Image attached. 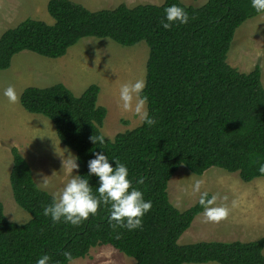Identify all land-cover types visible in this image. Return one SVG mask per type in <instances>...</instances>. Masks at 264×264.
I'll return each mask as SVG.
<instances>
[{
  "label": "trees",
  "instance_id": "obj_1",
  "mask_svg": "<svg viewBox=\"0 0 264 264\" xmlns=\"http://www.w3.org/2000/svg\"><path fill=\"white\" fill-rule=\"evenodd\" d=\"M171 4L184 8L189 20L166 30L160 22ZM46 9L52 24L27 17L0 34V70L20 51L57 58L87 36L107 37L123 46L144 41L148 46L141 95L147 97V112L155 121L151 126L142 122L112 140L106 138L104 145L94 144L90 137L101 133L106 114L96 106V84L79 96L62 83L27 86L20 103L53 123L59 141L75 152L77 174L87 176L88 160L94 152H104L110 163L115 159L126 165L133 187L151 201V208L142 217V229L132 231L113 228L107 206L98 207L79 226L53 224L42 215L50 194L37 187L29 164L13 146L9 183L15 202L30 219L21 224L7 220L0 202V264H35L44 253L50 257L48 264H68L65 251L72 260L103 244L132 257L135 264H264V234L248 242L178 243L203 209L197 201L180 211L166 191L180 165L196 175L210 167L238 172L244 182L264 176L259 172L264 163L260 67L244 73L226 62L236 28L259 14L251 0H206L198 7L180 0L132 7L120 3L95 11L71 0H48ZM140 176L144 182L136 184ZM87 178L95 193L96 176Z\"/></svg>",
  "mask_w": 264,
  "mask_h": 264
},
{
  "label": "rangeland",
  "instance_id": "obj_2",
  "mask_svg": "<svg viewBox=\"0 0 264 264\" xmlns=\"http://www.w3.org/2000/svg\"><path fill=\"white\" fill-rule=\"evenodd\" d=\"M47 1L0 0V34L27 17L52 24L53 19L46 10ZM72 1H85L81 5L89 10L114 8L118 5L114 3H120L119 0H112L111 3L91 5L106 0ZM121 1L128 7L147 3L159 5L163 2ZM180 1L186 6L198 7L206 0ZM62 57L58 62V58L43 57L23 50L13 55L9 68L0 71V202L6 219L17 224L28 221L30 214L12 196L8 180L12 165L11 147L18 149L29 164L36 184L49 194L67 182L70 178L68 168L71 161L76 160L75 152L53 137L54 130L49 119L40 114L28 113L21 107L19 96L26 86L47 87L62 83L73 95L79 96L86 87L96 84L99 87L97 102L106 109L100 131L111 140L117 133L142 123L131 111L123 112L117 101L122 83L138 78L145 81L148 46L144 41L123 46L107 37L87 36L70 46ZM226 62L244 73L258 64L260 81L264 87V13L246 19L236 28L226 54ZM58 63L64 67L59 68ZM9 85L18 94V102L15 104H10L2 95L3 89ZM29 115L40 116L48 122L38 118L30 120L27 118ZM22 134L25 135L21 138ZM73 174H77V169L73 170ZM196 180L201 181V192L217 195L216 205L226 207L228 214L219 222H205L203 211L197 214L179 237L180 244L255 240L264 234V176L244 182L238 172L210 167L196 175L180 165L169 178L166 188L168 199L176 209L183 211L198 201L199 192L193 193L191 190ZM68 264H135V261L112 246L103 244L91 247L87 255L74 258Z\"/></svg>",
  "mask_w": 264,
  "mask_h": 264
},
{
  "label": "clouds",
  "instance_id": "obj_3",
  "mask_svg": "<svg viewBox=\"0 0 264 264\" xmlns=\"http://www.w3.org/2000/svg\"><path fill=\"white\" fill-rule=\"evenodd\" d=\"M251 7L257 13H264V0H251ZM189 20L188 13L178 4H171L164 8V16L161 26L170 29L174 23L185 24ZM145 88V81L138 78L134 81L122 83L119 87L118 107L125 113L131 111L140 120L151 126L154 119L148 115L146 102L147 97L141 93ZM2 95L10 104L18 102V94L11 85L3 89ZM94 144L104 145L106 137L99 133L90 137ZM107 139H111L108 137ZM102 148V147H101ZM109 158L104 152H94L87 162V176L73 174V170L79 165L76 160L71 161L68 168L69 179L63 187L51 192V202L43 206L42 215L49 217L53 224L63 222L73 226H79L89 216H95L98 207L107 206L109 223L113 228L119 227L129 231L142 229V217L151 208V201L143 198V193L133 187L132 179L129 178L128 168L125 164ZM259 172L264 174V163H261ZM95 175L97 186L95 193L89 184L87 177ZM142 176L136 178V184H142ZM201 181L196 180L192 185V192H199L198 204L203 209L205 222H219L228 214L224 206H217V195L207 191H200ZM39 187V185H37ZM114 221V223H112ZM119 238V233L116 234ZM66 260L71 261V253H63ZM50 257L47 253L40 255L35 264H48Z\"/></svg>",
  "mask_w": 264,
  "mask_h": 264
},
{
  "label": "crops",
  "instance_id": "obj_4",
  "mask_svg": "<svg viewBox=\"0 0 264 264\" xmlns=\"http://www.w3.org/2000/svg\"><path fill=\"white\" fill-rule=\"evenodd\" d=\"M72 1V0H71ZM126 1H130V0H125V2ZM74 2V1H73ZM112 2V0H106V1H104V2H93L91 5H98V4H104V3H111ZM119 2L120 3H124L123 1H121V0H119ZM75 3H78V4H83V3H86L85 1H83V2H80V1H78V2H75ZM120 3H114V4H120ZM47 4V3H46ZM83 6V5H82ZM86 8V7H85ZM100 9H111V8H100ZM100 9H95V10H100ZM47 10V9H46ZM95 10H91V11H95ZM23 20V19H22ZM20 22V21H19ZM18 22V23H19ZM84 38V37H83ZM73 46V45H72ZM15 55V54H14ZM13 57V56H12ZM43 57H46V56H43ZM61 57V58H60ZM60 57H57L58 59H57V61L59 62V61H61L64 57H62V56H60ZM48 58H50V57H48ZM65 58H67V56H65ZM12 59V58H11ZM52 59H56V58H52ZM10 64H11V62H10ZM58 65H59V68H63L64 66H61L59 63H58ZM9 68V67H8ZM68 70V69H67ZM0 71H3V70H0ZM56 84V83H55ZM51 86V85H50ZM27 87V86H26ZM37 87V86H36ZM22 92V91H21ZM21 94V93H20ZM97 98H98V95H97ZM100 101V100H99ZM19 103H20V96H19ZM20 105H21V103H20ZM96 106H101L100 104H99V102H97V99H96ZM21 107H22V105H21ZM103 107V106H102ZM23 108V107H22ZM24 109V108H23ZM25 110V109H24ZM26 112H28L27 110H25ZM105 111H106V109H105ZM28 113H31V112H28ZM32 114H37V113H32ZM41 115V114H40ZM106 115V114H105ZM43 116V115H42ZM27 118H29L30 120H33L32 118H38L37 120H39L40 119V121H42V120H44L45 122H48L46 119H44V118H42V117H40V116H34V115H29ZM42 119V120H41ZM48 119V118H47ZM50 121V120H49ZM50 123H52L51 121H50ZM52 127H53V137H57V134H56V131H55V128H54V125H53V123H52ZM137 127V126H136ZM25 134H22L21 135V138L24 136ZM56 139H58V137L56 138ZM59 140V139H58ZM60 142V141H59ZM10 155H12L11 154V151H10ZM26 160V159H25ZM12 166V165H11ZM10 170H11V168H10ZM10 173V172H9ZM8 180H9V177H8ZM9 185H10V183H9ZM10 188H11V186H10ZM11 192H12V190H11ZM13 196V195H12ZM238 241H240V240H238ZM242 242H248V241H252V240H241ZM225 242H229V241H225ZM179 243V242H178ZM188 243V242H187ZM189 243H191V242H189ZM181 244H184V243H181ZM263 254H264V250H263ZM206 263H208V262H206ZM217 263V262H216ZM183 264H203V263H183ZM218 264H220V263H218Z\"/></svg>",
  "mask_w": 264,
  "mask_h": 264
}]
</instances>
